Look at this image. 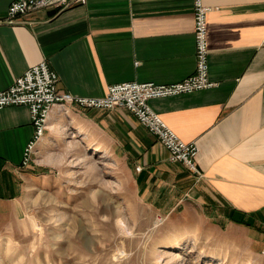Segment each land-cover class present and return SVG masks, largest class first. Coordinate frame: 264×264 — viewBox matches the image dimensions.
<instances>
[{
    "label": "crops",
    "instance_id": "crops-1",
    "mask_svg": "<svg viewBox=\"0 0 264 264\" xmlns=\"http://www.w3.org/2000/svg\"><path fill=\"white\" fill-rule=\"evenodd\" d=\"M12 1L0 0V91L43 61L59 75L61 91L80 97H103L126 81L174 83L196 70L195 0H87L37 10L14 24L5 20ZM203 1L211 8L214 86L150 101L184 142L197 144L201 174L172 163L125 109L68 108L79 131L87 125L127 138L143 164L139 182L147 196L173 191L178 204L195 202L264 236V0ZM62 108H55L46 137L65 123ZM70 124L72 118L64 127ZM33 134L28 106L0 109V205L19 207L32 178L23 159Z\"/></svg>",
    "mask_w": 264,
    "mask_h": 264
},
{
    "label": "rangeland",
    "instance_id": "rangeland-1",
    "mask_svg": "<svg viewBox=\"0 0 264 264\" xmlns=\"http://www.w3.org/2000/svg\"><path fill=\"white\" fill-rule=\"evenodd\" d=\"M73 112L62 108L56 137L23 165L32 178L19 207L0 205V264H264L262 233L173 191L147 196L127 138L79 131Z\"/></svg>",
    "mask_w": 264,
    "mask_h": 264
},
{
    "label": "built area",
    "instance_id": "built-area-1",
    "mask_svg": "<svg viewBox=\"0 0 264 264\" xmlns=\"http://www.w3.org/2000/svg\"><path fill=\"white\" fill-rule=\"evenodd\" d=\"M87 0H14L8 7L6 21L17 23L21 17L34 11L56 7L67 9ZM211 8L203 0H195L196 70L181 81L169 84L126 81L110 85L103 97L74 96L59 89V75L43 61L31 66L7 89L0 91V109L10 106H28L31 111L34 134L24 152L27 165L38 144L46 137L51 116L57 106L86 109L122 108L133 114L148 131L169 151L171 161L181 162L193 172L197 168L198 146L184 142L150 106L152 99L193 93L214 86L210 78L208 13Z\"/></svg>",
    "mask_w": 264,
    "mask_h": 264
},
{
    "label": "trees",
    "instance_id": "trees-1",
    "mask_svg": "<svg viewBox=\"0 0 264 264\" xmlns=\"http://www.w3.org/2000/svg\"><path fill=\"white\" fill-rule=\"evenodd\" d=\"M233 218V217H232ZM237 221V220H236ZM238 222H241V223H243L242 221H238Z\"/></svg>",
    "mask_w": 264,
    "mask_h": 264
},
{
    "label": "bare ground",
    "instance_id": "bare-ground-1",
    "mask_svg": "<svg viewBox=\"0 0 264 264\" xmlns=\"http://www.w3.org/2000/svg\"><path fill=\"white\" fill-rule=\"evenodd\" d=\"M179 248H181V246L179 245Z\"/></svg>",
    "mask_w": 264,
    "mask_h": 264
}]
</instances>
